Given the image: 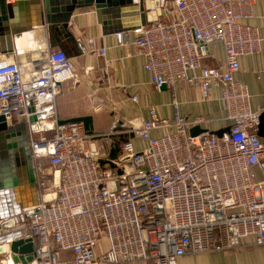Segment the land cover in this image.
I'll return each instance as SVG.
<instances>
[{
	"label": "built area",
	"instance_id": "obj_1",
	"mask_svg": "<svg viewBox=\"0 0 264 264\" xmlns=\"http://www.w3.org/2000/svg\"><path fill=\"white\" fill-rule=\"evenodd\" d=\"M17 1L29 0L4 3ZM164 2L156 22L131 32L150 85L174 93L181 83L203 102L218 101L229 132L219 139L204 128L209 117L189 120L174 111L171 119L152 115L94 143L82 122L59 124V85L75 77L63 51L41 39L26 54V71L15 52L0 55V118L8 129L25 125L40 199L27 218L14 217V227L0 231V249L30 240L38 264H176L184 256L237 251L250 236L264 246L262 111H250L247 88L234 79L238 58L260 49L257 29L244 24L254 0ZM115 39L119 48L131 43L128 32ZM77 42L81 55L95 52L94 39ZM214 43L224 59L204 66ZM98 55L104 58L105 49ZM194 127L207 132L192 136ZM101 239L108 247L97 256Z\"/></svg>",
	"mask_w": 264,
	"mask_h": 264
},
{
	"label": "crops",
	"instance_id": "obj_2",
	"mask_svg": "<svg viewBox=\"0 0 264 264\" xmlns=\"http://www.w3.org/2000/svg\"><path fill=\"white\" fill-rule=\"evenodd\" d=\"M62 1L64 0H52V5H59L61 8ZM253 3V16L245 20L244 24L257 29L261 45L258 53L238 58L239 71L234 79L246 86L250 111L263 112L264 0H254ZM118 8L120 19L111 18L109 25L98 23L93 6L78 8L72 13L68 23L69 33L77 41L94 39L95 52L71 59L75 77L59 85L60 94L56 98L59 119L89 116L92 118L94 132L107 135H111L115 129L119 132L121 128L140 127L143 121L152 115L171 119L174 111L189 120L195 117H209L211 122L204 128L210 131L227 127L229 122L223 120L224 111L218 101L203 102L197 91L181 83L174 84V93L153 89L150 85V75L143 69V58L137 54L132 44L131 32L134 30L125 31L129 33L131 40L127 47L119 48L116 45L115 35L125 33L119 29L139 25L138 11L132 5ZM43 38H47L46 28L34 29L27 38L14 40L15 53L22 60L24 71L28 68L26 54ZM71 48L72 46H68L70 53H73L74 49ZM101 48L105 49L104 58L98 55ZM208 52L209 55L203 61L204 66L212 67L223 61L221 43L210 44ZM131 97H136L137 102L131 101ZM174 101L177 103L176 110L173 107ZM120 122L122 124L118 128ZM122 136L123 134L119 133L115 137L120 139ZM132 142L136 148L141 145L138 139L133 138ZM256 176L261 178L258 172ZM4 196V193L0 194V203ZM242 241V246L237 251H214L184 256L178 258L176 264H264V246H256L252 236ZM99 243L106 245L104 239ZM67 255L61 254L62 257Z\"/></svg>",
	"mask_w": 264,
	"mask_h": 264
},
{
	"label": "water",
	"instance_id": "obj_3",
	"mask_svg": "<svg viewBox=\"0 0 264 264\" xmlns=\"http://www.w3.org/2000/svg\"><path fill=\"white\" fill-rule=\"evenodd\" d=\"M125 5H132L138 11L139 25L121 28L119 29L121 32L139 29L151 21L156 22L161 15V9L165 7V2L164 0H64L60 8L59 5H52V0L17 1L12 5L0 0V55H10L15 52L16 38L23 34H30L34 29L46 28L47 40L51 48L63 51L69 59L78 58L81 56L78 42L68 31L72 13L78 8L93 6L98 23L109 25L111 18L120 19L118 7ZM166 6L167 10H172L169 2ZM167 10L164 13H167ZM108 16L110 17L107 18ZM68 46H72L73 53H70ZM160 90L165 91L166 86L162 85ZM30 120H34V117ZM80 122L84 125L85 134L91 136L94 143L97 140L105 142L108 135L94 132L92 118L89 116L64 119L59 124ZM121 124V122L118 124V128ZM228 130L229 128L225 127L210 133L220 139L223 133L229 132ZM115 131L116 129L113 130ZM205 132L207 131L199 127L190 130L192 136ZM130 136L133 137L132 134ZM258 136L264 138V111L260 116ZM91 149L95 151V145ZM114 155L112 150L111 158ZM57 176L58 173L55 174V177ZM2 193L5 196L0 203V231L14 227V217H18V221L27 218L30 212L26 211L34 208L40 200L31 165L25 125L20 124L13 129H8L0 118V194ZM21 211L24 212L20 214ZM0 259L1 264H38L39 261L35 259L30 240H19L0 249Z\"/></svg>",
	"mask_w": 264,
	"mask_h": 264
},
{
	"label": "rangeland",
	"instance_id": "obj_4",
	"mask_svg": "<svg viewBox=\"0 0 264 264\" xmlns=\"http://www.w3.org/2000/svg\"><path fill=\"white\" fill-rule=\"evenodd\" d=\"M64 96L67 97L66 94H64ZM102 142H103V140H97V144H100V143H102ZM106 249H107V245L102 246V245H100V243L98 242V244H97V246H96V254H97V256H99V254L103 253V251H105ZM0 261H1V259H0ZM0 264H1V263H0Z\"/></svg>",
	"mask_w": 264,
	"mask_h": 264
},
{
	"label": "bare ground",
	"instance_id": "obj_5",
	"mask_svg": "<svg viewBox=\"0 0 264 264\" xmlns=\"http://www.w3.org/2000/svg\"><path fill=\"white\" fill-rule=\"evenodd\" d=\"M28 36H29V34H23L22 36H20V37L16 38L15 40H18V39H19V38H21V37H22V38H24V37H26V38H27Z\"/></svg>",
	"mask_w": 264,
	"mask_h": 264
}]
</instances>
